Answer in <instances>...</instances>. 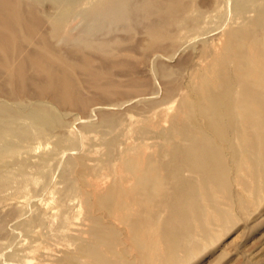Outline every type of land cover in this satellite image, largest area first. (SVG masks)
I'll return each instance as SVG.
<instances>
[{"label":"rangeland","instance_id":"obj_1","mask_svg":"<svg viewBox=\"0 0 264 264\" xmlns=\"http://www.w3.org/2000/svg\"><path fill=\"white\" fill-rule=\"evenodd\" d=\"M3 1L0 264H53L92 237L110 264H264V121L244 142L205 104L237 45L264 46V0H133L79 44L81 18Z\"/></svg>","mask_w":264,"mask_h":264},{"label":"bare ground","instance_id":"obj_2","mask_svg":"<svg viewBox=\"0 0 264 264\" xmlns=\"http://www.w3.org/2000/svg\"><path fill=\"white\" fill-rule=\"evenodd\" d=\"M3 1V0H2ZM0 1V2H2ZM26 2L28 0H25ZM57 7L58 11H55L57 14L55 15V17L58 18H69V19H73V18H81L83 21H85V24L83 25L81 23V29L78 31V33L71 39L74 43H87V39L84 38L85 35H94L97 34L98 32H100L104 27L112 24L113 22H116L117 20H121L123 18H127V14L128 16H130V12L133 10H137V9H141L139 6V2L133 3V0H48ZM139 1V0H138ZM152 1V0H150ZM154 1V0H153ZM158 1V0H157ZM5 2V1H3ZM24 2V1H23ZM22 2V3H23ZM163 2V1H162ZM81 3H85L87 6H80V7H84L85 10L80 9V12L77 11L76 12V8L79 7L78 4L80 5ZM153 3V2H151ZM158 3V2H157ZM160 3V2H159ZM33 4V3H32ZM161 4V3H160ZM166 4V3H165ZM53 5V6H54ZM152 5V4H151ZM156 5V4H153ZM152 5V6H153ZM170 5V4H169ZM36 6V5H35ZM54 6V7H55ZM157 6V5H156ZM161 6V5H159ZM163 6V4H162ZM22 7V6H21ZM55 7V10H56ZM150 7V6H149ZM154 7V6H153ZM165 7V8H164ZM19 8V6H18ZM37 8V6H36ZM158 8V6H157ZM159 10H162L164 8V10L166 8H168V5L166 7L163 6L159 7ZM162 8V9H161ZM5 9V8H4ZM9 9V8H8ZM39 9V7L37 8ZM152 9V7H151ZM150 9V10H151ZM154 9H156L154 7ZM10 10V9H9ZM28 10V9H27ZM35 10V9H34ZM79 10V9H77ZM158 10V9H157ZM264 10V9H263ZM262 10V11H263ZM8 11V10H7ZM11 11V10H10ZM29 11V10H28ZM146 11V9H145ZM173 11V10H172ZM6 12V11H5ZM31 12V11H30ZM33 12V11H32ZM46 12V11H45ZM44 12V13H45ZM49 12V11H48ZM54 12V13H55ZM148 12V10L146 11ZM150 12V11H149ZM174 12V11H173ZM264 12V11H263ZM134 13V11H133ZM137 13V12H135ZM134 13V14H135ZM140 13V11H139ZM259 13V11H258ZM260 13H261V9H260ZM24 14V13H23ZM22 14V15H23ZM37 14V13H36ZM39 14V13H38ZM174 14V13H173ZM41 15V13H40ZM50 15V14H49ZM132 15V14H131ZM172 15V13H171ZM178 18L181 19L182 15L181 14H177ZM181 15V16H180ZM24 16V15H23ZM135 16V15H132ZM137 16V15H136ZM167 16V15H166ZM169 16V13H168ZM45 17V16H43ZM49 17V16H48ZM15 18V16H14ZM133 18V17H131ZM169 18V17H168ZM4 17L3 15L0 14V20H3ZM16 19V18H15ZM34 19V18H33ZM47 19V18H46ZM81 19H79L80 21H82ZM29 20V19H28ZM51 20V19H50ZM78 20V19H77ZM128 20V19H127ZM125 19V21H127ZM159 20V19H158ZM9 21V20H8ZM38 21V20H37ZM54 21V20H53ZM63 21V20H62ZM70 21V20H68ZM122 21V20H121ZM120 21V22H121ZM181 21V20H179ZM1 22V21H0ZM29 22V21H28ZM73 22V21H72ZM76 22V20H75ZM21 22H19L20 24ZM39 23V22H38ZM84 23V22H83ZM5 25H7V27H9L8 24L3 23ZM10 24H12L10 22ZM18 24V25H19ZM35 24V23H34ZM41 24V23H40ZM74 24V23H73ZM126 24V23H124ZM77 25V24H76ZM83 25V27H82ZM120 25V24H119ZM38 26V25H37ZM11 28V27H9ZM72 29V28H71ZM106 29V28H105ZM104 29V30H105ZM264 29V28H262ZM18 30V29H17ZM70 31V30H69ZM260 31V30H258ZM257 31V32H258ZM72 32V30H71ZM26 33V32H25ZM66 34V33H65ZM74 34V33H73ZM260 34V33H259ZM257 35V33H256ZM36 36V35H35ZM70 36V35H69ZM229 36V35H228ZM231 36V35H230ZM72 37V36H71ZM257 37V36H256ZM60 38V37H59ZM58 38V39H59ZM35 39V38H34ZM67 41L69 38H66ZM91 39V38H90ZM89 39V41H90ZM36 40V39H35ZM62 40V39H61ZM254 40V39H253ZM264 40V33L261 32L260 36L257 38V41H263ZM64 41V39H63ZM62 41V42H63ZM1 42V41H0ZM10 42V41H9ZM59 42V41H58ZM264 42V41H263ZM262 42V43H263ZM60 43V42H59ZM231 44H233L232 42H230ZM254 43V42H253ZM46 45V44H45ZM49 45V44H48ZM72 45V44H71ZM89 45H93V43H89ZM239 49L242 48L241 51H239L238 55H236L235 57V61L233 63L234 66V70L232 71V73L230 74L231 70H228V66L229 64L225 65V69L224 65H222V68L220 70V72L223 70L225 71L223 73L222 79L220 76V79L218 77V72H214L212 73H217L214 78L209 82L208 86L210 87L211 91L210 93L207 91L206 93H208V103L205 102V104H208L207 108L209 107L211 112L210 114V118L211 119H216L217 117L221 116L223 117L224 121L227 120L230 123H233L236 120V124L235 126H231L233 128V131L231 130L232 128H226V129H222L220 132L216 131L215 129H210L207 131V134L209 133V138L211 139V142L216 140V133L218 132L219 134H222L223 136H228L230 134V132L232 131L233 135L236 136V138L241 139V141H247L248 138L247 136H251L250 133L248 131L251 132V130H247V132L249 133L247 135V133H245L246 128H248L250 126L255 127V125L257 123H261V121H264V46H261L259 43V46L254 47L253 44H250L248 42H243L241 44V46L237 45ZM235 44V47H237ZM21 47V46H20ZM89 47V46H88ZM24 48V47H22ZM48 48V46L46 47ZM50 48V45H49ZM18 49V48H17ZM52 49V48H51ZM21 50V49H20ZM78 51V50H77ZM37 56V55H36ZM216 56V55H215ZM219 57V55H218ZM217 57V58H218ZM216 58V57H215ZM37 59V57H36ZM231 59H233V57H231ZM216 60V59H215ZM214 60V61H215ZM218 63V60L217 62ZM227 63V62H226ZM44 64V63H43ZM231 64V63H230ZM40 65V64H39ZM214 67L212 68H216L215 65H213ZM217 66V65H216ZM227 66V67H226ZM231 66V65H230ZM218 68V67H217ZM220 68V67H219ZM231 69V67H230ZM212 70V71H213ZM219 70V69H217ZM222 73V72H221ZM63 78V75H62ZM223 88H222V86ZM218 86H221L220 88H222V91L220 92V88ZM206 89V88H205ZM220 89V90H219ZM219 90V91H218ZM204 93V92H203ZM205 94V93H204ZM206 97V96H205ZM200 99H205L204 97L202 98L199 97ZM207 101V100H206ZM199 102V99L198 101ZM202 102V100H201ZM200 103V102H199ZM204 103V102H203ZM204 104V105H205ZM206 106V105H205ZM204 106V107H205ZM206 109V108H205ZM232 111H236V117L233 118V112ZM198 116V115H197ZM200 116V115H199ZM198 116V117H199ZM198 120L200 118H197ZM205 120V119H203ZM195 122V119H192V123ZM201 122V120H199ZM207 123L208 120H205ZM209 122V121H208ZM226 122V121H225ZM224 122V123H225ZM198 125L199 122H197ZM197 123L195 125H197ZM202 123V122H201ZM229 123V124H230ZM209 124V125H208ZM211 122L207 123V126L205 127H209ZM227 123H225L226 126ZM194 125V126H195ZM197 125V126H198ZM231 125V124H230ZM201 127L203 126V124L200 125ZM213 126V125H212ZM203 128V130L205 131V129ZM218 128V127H217ZM220 128V127H219ZM207 129V128H206ZM260 129H264V128H260ZM189 131V130H188ZM261 131V130H259ZM194 132V131H193ZM206 134V138L207 135ZM260 134V133H259ZM262 134V133H261ZM193 136V135H192ZM187 137V136H186ZM229 137V136H228ZM194 138V137H193ZM208 138V139H209ZM215 138V139H214ZM214 139V140H213ZM252 139V136H251ZM250 141V140H248ZM247 141V142H248ZM215 143V141H214ZM245 165V164H244ZM97 177V176H96ZM95 177V180H97ZM101 178V177H100ZM90 178H88L87 181H89ZM94 180V181H95ZM101 180V179H100ZM100 184L102 183L101 181L99 182ZM89 184H93V183H89ZM99 184V185H100ZM98 185V184H96ZM94 185V186H96ZM98 185L97 189L100 187ZM91 189V188H89ZM92 189H95L92 188ZM95 189L92 193H96ZM100 190V189H99ZM124 191V190H123ZM82 193V192H81ZM101 193V192H99ZM98 194V193H97ZM81 196V195H80ZM85 196V195H84ZM81 200V198H80ZM62 201V200H61ZM128 202V200H126ZM125 201V202H126ZM64 202V201H63ZM76 202V201H74ZM80 203V202H79ZM74 204V203H73ZM79 205V204H78ZM60 206V203H59ZM80 206V205H79ZM123 206V205H122ZM62 207V209H61ZM65 206L61 205L60 211L63 210ZM68 207V206H67ZM74 207V206H73ZM128 208V207H127ZM124 209V208H123ZM65 210V208H64ZM122 210V209H121ZM126 210V207H125ZM93 211V209H92ZM63 212V211H62ZM90 212V211H89ZM127 212V211H126ZM61 213V212H60ZM118 213V212H117ZM125 213V212H124ZM55 214V213H54ZM90 214V213H89ZM88 214V215H89ZM97 214V213H96ZM126 214V213H125ZM56 215V214H55ZM59 215V214H58ZM64 215V214H63ZM93 215V214H91ZM62 216L61 214L58 216V218ZM69 218V217H68ZM67 218V219H68ZM115 219H117V217H114ZM119 220L121 219V221H123V223L128 227V220L126 219V215L119 214L118 215ZM60 219V218H59ZM62 220V219H61ZM69 220V219H68ZM67 220V221H68ZM59 221V220H58ZM66 222V221H65ZM64 222V223H65ZM63 223V222H62ZM60 222V224H62ZM63 223V225H64ZM69 224V222H67ZM66 225V224H65ZM64 225V227H65ZM63 227V226H62ZM67 228H69L66 225ZM82 226H79L80 229ZM75 229V228H74ZM83 229V228H82ZM61 230H63L61 228ZM60 230V231H61ZM68 230V229H67ZM84 230V229H83ZM74 231V230H73ZM127 231V230H126ZM62 232V231H61ZM66 232V230H65ZM71 232V231H70ZM75 232V231H74ZM69 233V232H68ZM67 233V234H68ZM94 235V234H93ZM96 235V234H95ZM86 236V235H85ZM92 237V236H91ZM99 237V236H98ZM66 238V237H65ZM73 240V244L76 246V249L73 251L72 249L70 251L72 252H67L68 247L71 243L66 242L61 244L62 246L59 247V249H66L67 251L65 252L64 256L60 259L61 261H56L53 264H110V256L112 255L110 252L107 251L106 247L104 249L100 248V245L102 244V242H99L96 238L92 237L90 239H80V238H76V239H71ZM64 241V239H63ZM62 241V242H63ZM69 241V239H68ZM102 241V240H101ZM127 241V240H126ZM123 242V241H122ZM128 243V242H127ZM157 243V242H156ZM60 245V244H59ZM74 245L72 247H74ZM56 248V246H55ZM50 249V248H48ZM54 249V248H53ZM57 249V250H59ZM97 249V250H95ZM51 251V252H50ZM50 254L53 252L50 249ZM61 252V251H60ZM64 253V252H62ZM53 255V254H51ZM54 257V255L52 256V258ZM51 256L49 257L48 260H50ZM51 258V259H52ZM59 258V255H58ZM82 259V260H81ZM113 259V258H112ZM53 261V260H50Z\"/></svg>","mask_w":264,"mask_h":264}]
</instances>
